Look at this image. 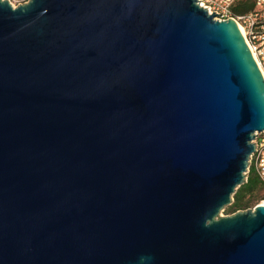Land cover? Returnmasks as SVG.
Returning a JSON list of instances; mask_svg holds the SVG:
<instances>
[{
	"label": "water",
	"instance_id": "water-1",
	"mask_svg": "<svg viewBox=\"0 0 264 264\" xmlns=\"http://www.w3.org/2000/svg\"><path fill=\"white\" fill-rule=\"evenodd\" d=\"M201 0H0V264H264L221 212L264 73Z\"/></svg>",
	"mask_w": 264,
	"mask_h": 264
},
{
	"label": "built area",
	"instance_id": "built-area-1",
	"mask_svg": "<svg viewBox=\"0 0 264 264\" xmlns=\"http://www.w3.org/2000/svg\"><path fill=\"white\" fill-rule=\"evenodd\" d=\"M240 0H201L199 4L217 19L234 18L241 27L248 46L258 65L264 73V0H255L254 10L236 15L234 7ZM258 176L264 183V131L258 133L255 139V150L250 157ZM250 168V167H249Z\"/></svg>",
	"mask_w": 264,
	"mask_h": 264
},
{
	"label": "trees",
	"instance_id": "trees-1",
	"mask_svg": "<svg viewBox=\"0 0 264 264\" xmlns=\"http://www.w3.org/2000/svg\"><path fill=\"white\" fill-rule=\"evenodd\" d=\"M256 7L255 0H240L234 7L236 15L244 14L254 10ZM264 188V183L258 176L253 165H250L247 175V181L243 183L234 194L233 202L228 205V213H234L239 210H245L249 207L256 206L258 202L256 197L258 193Z\"/></svg>",
	"mask_w": 264,
	"mask_h": 264
},
{
	"label": "rangeland",
	"instance_id": "rangeland-1",
	"mask_svg": "<svg viewBox=\"0 0 264 264\" xmlns=\"http://www.w3.org/2000/svg\"><path fill=\"white\" fill-rule=\"evenodd\" d=\"M28 0H10V2L14 5V6H18V5H20V4H23V3H25V2H27ZM254 142H255V140H254ZM257 199H256V201L254 202V203H256V202H258V203H256V204H259V203H263L264 202V188L258 193V195H257V197H256ZM255 206V205H254ZM254 206H252V207H254ZM249 208H251V207H249ZM229 211H228V206H226L225 208H224V210H222V214L223 215H230V214H233V213H228ZM235 213V212H234Z\"/></svg>",
	"mask_w": 264,
	"mask_h": 264
},
{
	"label": "bare ground",
	"instance_id": "bare-ground-1",
	"mask_svg": "<svg viewBox=\"0 0 264 264\" xmlns=\"http://www.w3.org/2000/svg\"><path fill=\"white\" fill-rule=\"evenodd\" d=\"M240 29H241V27H240ZM241 30H242V29H241ZM262 204H264V202H263Z\"/></svg>",
	"mask_w": 264,
	"mask_h": 264
}]
</instances>
